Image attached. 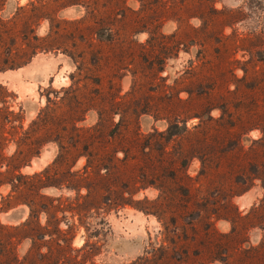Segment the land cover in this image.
<instances>
[{"label": "rangeland", "instance_id": "rangeland-1", "mask_svg": "<svg viewBox=\"0 0 264 264\" xmlns=\"http://www.w3.org/2000/svg\"><path fill=\"white\" fill-rule=\"evenodd\" d=\"M0 22V264H264V0Z\"/></svg>", "mask_w": 264, "mask_h": 264}, {"label": "crops", "instance_id": "crops-1", "mask_svg": "<svg viewBox=\"0 0 264 264\" xmlns=\"http://www.w3.org/2000/svg\"><path fill=\"white\" fill-rule=\"evenodd\" d=\"M35 68V65H32V61L28 62L27 64L25 65H22V66H19L15 69H5V70H0L1 71V76H4V75H10V78L8 79V81H5L6 85L8 86V88H10V83L11 81H14L15 79L18 78V75H22L24 70H27V71H30V72H35L34 76L36 77V79L38 81H42L44 79V71L42 70L41 72L40 71V68L38 67V69H34ZM34 70V71H33ZM16 83V82H15Z\"/></svg>", "mask_w": 264, "mask_h": 264}, {"label": "trees", "instance_id": "trees-1", "mask_svg": "<svg viewBox=\"0 0 264 264\" xmlns=\"http://www.w3.org/2000/svg\"><path fill=\"white\" fill-rule=\"evenodd\" d=\"M3 2H4V0H2ZM0 23H2V22H0ZM0 55H1V53H0ZM5 69H7L6 68V65H2L1 63H0V70H5ZM13 114V109H9V106H6V120L7 121H11V115ZM1 165H2V161H1ZM22 165H18L17 167L16 166H14V168H13V170L14 171H16V170H18L20 167H21ZM1 172V171H0ZM2 183V181H0V184Z\"/></svg>", "mask_w": 264, "mask_h": 264}, {"label": "bare ground", "instance_id": "bare-ground-1", "mask_svg": "<svg viewBox=\"0 0 264 264\" xmlns=\"http://www.w3.org/2000/svg\"><path fill=\"white\" fill-rule=\"evenodd\" d=\"M23 1V0H22ZM45 66V65H44ZM26 89H28V88H26ZM24 90V89H23ZM29 91H31V89L29 88ZM29 106V105H28ZM34 106V105H33ZM35 107V106H34ZM31 108H33V107H31Z\"/></svg>", "mask_w": 264, "mask_h": 264}]
</instances>
